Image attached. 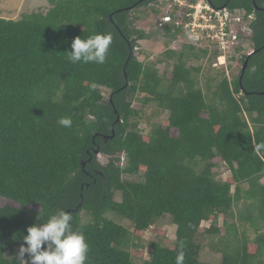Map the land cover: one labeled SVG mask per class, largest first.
Here are the masks:
<instances>
[{"label":"trees","instance_id":"obj_1","mask_svg":"<svg viewBox=\"0 0 264 264\" xmlns=\"http://www.w3.org/2000/svg\"><path fill=\"white\" fill-rule=\"evenodd\" d=\"M154 1L50 0L46 13L0 16V197L14 203L0 207V264H15L27 228L61 209L86 237V264H175L180 251L184 264H208L197 241L221 234L220 216L227 229L240 220L257 233L250 242L229 230L221 264H264V0H208L255 16L241 83L242 70L231 80L211 65L192 66L208 51L171 48L179 33L172 27L163 31L167 50L142 61L138 41L151 35L132 14ZM98 33L113 37L107 62L71 63L72 41ZM159 64L172 67L171 77ZM152 103L167 113L163 123L145 118ZM61 117L72 127L60 126ZM217 159L230 171L225 181L214 172ZM163 216L175 240L150 243L147 260L142 234Z\"/></svg>","mask_w":264,"mask_h":264},{"label":"rangeland","instance_id":"obj_2","mask_svg":"<svg viewBox=\"0 0 264 264\" xmlns=\"http://www.w3.org/2000/svg\"><path fill=\"white\" fill-rule=\"evenodd\" d=\"M51 7L50 0H0V16L8 19H20L25 14H31L33 12H42L46 13ZM163 9V8H162ZM163 15V11L160 9L154 8L152 9V5L144 6L138 10H136L132 14L133 24L136 28L144 30L147 34L151 35L147 40L138 41V53L139 57L142 61H155L162 53L167 50V42L169 40L165 38V34H163V29H161L158 24L161 21ZM178 40H174L171 43V46L179 48V44L176 43ZM249 44V43H247ZM246 53H250L253 51V45H247L245 49ZM244 54V53H243ZM241 54V55H243ZM212 55V52L210 53ZM212 63L211 57H202L199 60L192 61L191 65L193 66H203L209 67ZM161 74L163 70L169 71L172 69L170 65L159 64ZM213 67V66H212ZM241 57L238 59L230 58V63L226 66H220L216 68L217 71L224 70L229 79L232 80L241 70ZM168 77H171V72L169 71ZM202 87H204V79L201 80ZM204 89V88H203ZM107 96L109 92H104ZM135 107L140 108V104H134ZM145 118L151 122V125L155 123H163V120L167 117V113L161 114L155 104L148 105L145 109ZM145 121V120H144ZM140 124V129H143L145 133L150 131L151 125L146 124L145 122ZM172 134L174 136L178 135L176 130H173ZM98 161L101 165H106L109 161V157L98 154ZM217 166L214 169V172L217 174V178L219 180H226L230 176V171L227 166L220 161L219 159L215 160ZM122 165V164H121ZM126 179V177H124ZM264 183V178L262 180ZM116 201H120V195L116 194ZM7 204L14 203L8 199L0 197V207H3ZM243 202L236 207V215L239 217V211L243 210ZM107 217L116 221L117 223L125 226L130 229L131 226L128 222L123 220L122 218L108 214ZM227 223L230 225L232 223V219H229ZM236 229L228 228L225 224L223 216H220L217 227L220 229V235H214L213 237L205 236L200 237L197 243L202 246L201 250V261L208 264H221L223 258V248H224V239L227 237L228 231L238 232L239 235H244L247 241L253 242L257 238V233L253 226L249 223H242L240 220H236ZM228 225V226H229ZM203 227H210V222H204ZM264 229V228H263ZM158 231L164 232L165 236L159 235ZM175 232L176 226L172 224V220L168 216H163L155 226L151 227L148 231L142 234L141 244L143 245L144 258L149 259L151 247L150 243L155 241H162L166 244H173L175 240ZM224 238V239H222Z\"/></svg>","mask_w":264,"mask_h":264},{"label":"built area","instance_id":"obj_3","mask_svg":"<svg viewBox=\"0 0 264 264\" xmlns=\"http://www.w3.org/2000/svg\"><path fill=\"white\" fill-rule=\"evenodd\" d=\"M150 5L163 11L158 24L161 29L179 30L176 39L179 48L171 46L175 50L184 44L207 50L213 68L228 65L230 58L249 54L245 49L251 44L253 13L242 8H218L208 0H155ZM121 164H125L124 157Z\"/></svg>","mask_w":264,"mask_h":264},{"label":"clouds","instance_id":"obj_4","mask_svg":"<svg viewBox=\"0 0 264 264\" xmlns=\"http://www.w3.org/2000/svg\"><path fill=\"white\" fill-rule=\"evenodd\" d=\"M112 44L110 33L92 34L87 39L76 37L67 57L73 64L104 65ZM57 122L65 128H71L73 124L70 117H61ZM42 212L38 220H43ZM72 220V215L61 209L46 222L43 220L28 227L27 235H23V243L16 254L15 264H86L89 245L83 232L74 230ZM184 259L185 254L180 251L175 264H184Z\"/></svg>","mask_w":264,"mask_h":264},{"label":"water","instance_id":"obj_5","mask_svg":"<svg viewBox=\"0 0 264 264\" xmlns=\"http://www.w3.org/2000/svg\"><path fill=\"white\" fill-rule=\"evenodd\" d=\"M142 1H143V0H142ZM225 7H226V6H223V7H221V8H225ZM255 8L258 9L257 6H255ZM131 10H133V8H131ZM253 52H254V51H252L251 53H249V54L247 55V58H246L245 62H244L243 65H242V68H241L242 73H241V76H240V83L242 82L243 75H244V73L246 72V70H247V68H248L249 59H250V56L253 54ZM262 95H264V92L262 93ZM119 122H121V118L118 116V117H117V120H116V123H119ZM114 136H115V131H114V126H113V127H112V135H111V136H106V137H104V140L107 141L108 138H113ZM96 153L98 154L99 152L96 151ZM85 165H86V163H82V167H83V168L85 167Z\"/></svg>","mask_w":264,"mask_h":264}]
</instances>
